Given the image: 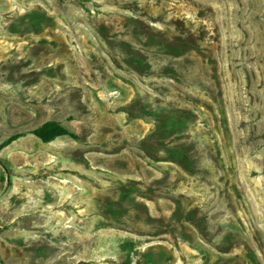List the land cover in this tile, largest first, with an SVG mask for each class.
Instances as JSON below:
<instances>
[{
	"label": "rangeland",
	"instance_id": "374dc122",
	"mask_svg": "<svg viewBox=\"0 0 264 264\" xmlns=\"http://www.w3.org/2000/svg\"><path fill=\"white\" fill-rule=\"evenodd\" d=\"M0 264H264V0H0Z\"/></svg>",
	"mask_w": 264,
	"mask_h": 264
},
{
	"label": "trees",
	"instance_id": "16d2710c",
	"mask_svg": "<svg viewBox=\"0 0 264 264\" xmlns=\"http://www.w3.org/2000/svg\"><path fill=\"white\" fill-rule=\"evenodd\" d=\"M67 134V132L60 128L57 124H47L41 130L38 131L37 136L42 139L44 142H51L57 137ZM17 137L11 138L9 141H15Z\"/></svg>",
	"mask_w": 264,
	"mask_h": 264
}]
</instances>
